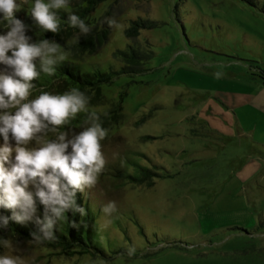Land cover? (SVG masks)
<instances>
[{"label":"rangeland","instance_id":"1","mask_svg":"<svg viewBox=\"0 0 264 264\" xmlns=\"http://www.w3.org/2000/svg\"><path fill=\"white\" fill-rule=\"evenodd\" d=\"M17 3L26 12L34 0ZM108 17L124 28L110 29ZM133 21L144 23L136 37L125 34ZM88 23L108 39L72 62L111 74L103 102L88 109L121 106L101 141L105 169L82 193L97 251L67 256L46 245L26 255L35 264H264V0H107ZM64 32L66 50L80 34ZM130 50L142 71L120 74ZM113 170L146 179L118 180ZM108 201L117 211L102 228Z\"/></svg>","mask_w":264,"mask_h":264},{"label":"clouds","instance_id":"2","mask_svg":"<svg viewBox=\"0 0 264 264\" xmlns=\"http://www.w3.org/2000/svg\"><path fill=\"white\" fill-rule=\"evenodd\" d=\"M28 0H24L27 3ZM70 0H34L30 13L32 24L17 17L21 4L17 0H0V229L7 230L10 221L19 225L29 223L27 250H22L14 235L0 237V264H35L28 250L44 247L57 239L61 224L69 222V213L81 219L87 215L77 202V194L93 189L105 169L106 158L101 141L108 135L101 115L89 111L91 97L77 87L62 93H52L33 82L41 74L54 76L57 66L68 53L55 40L37 39L28 35L58 34L61 18L58 10L69 6ZM66 23L78 29L80 36L92 31L90 25L75 13L67 15ZM110 29L119 31L124 25L116 18L105 20ZM10 53V55H9ZM223 68L224 65H218ZM220 79L224 73H213ZM34 91L38 95H34ZM86 113L78 126H72L77 114ZM106 115V114H105ZM13 154H15L13 156ZM118 153H113V159ZM42 205V213L38 212ZM103 224L107 227L117 211L115 201L101 205ZM71 227L83 225L71 221ZM136 248L127 249L132 257Z\"/></svg>","mask_w":264,"mask_h":264},{"label":"trees","instance_id":"3","mask_svg":"<svg viewBox=\"0 0 264 264\" xmlns=\"http://www.w3.org/2000/svg\"><path fill=\"white\" fill-rule=\"evenodd\" d=\"M107 0H70L69 6L65 9L58 10L59 16L61 18V30L58 34L53 33H42L33 29L31 32L33 41L41 38L55 40L57 43L62 44L61 36L65 33V29H71L67 23V15L69 13H75L88 23L90 14H92L95 8L101 3ZM30 10L24 12H18L16 15L19 19L23 20L26 24L31 25L32 20L27 15ZM144 23L141 21H133V26L125 31V34L130 37H136L138 35V28L143 27ZM3 29V25H2ZM92 31L87 36H78V38L67 47L66 51L69 52V60H64L61 62L56 69V74L54 76H47L41 74L40 78L33 83L37 87H43L44 90L52 93H62L71 87H77L81 91L85 92L91 97L90 105L96 106L97 104L103 102V95L101 92V86L103 84H109L111 82V74L103 73L100 71L87 72L81 70L79 64L72 61H78L84 54H92L99 47H101L108 39L109 31L107 29H100L97 26L91 27ZM4 30V29H3ZM66 38H70L71 35L65 33ZM124 65L120 70V74H137L142 71L141 67V56L138 55L134 50H130L128 53L121 52ZM34 94H39L34 91ZM89 111H92L88 109ZM103 121V127L109 130L118 124L121 119V106H116L109 110L108 112L99 113ZM106 114V115H105ZM86 113H79L75 120L72 121V126H78L85 118ZM142 170V169H141ZM143 171V170H142ZM114 178L118 180H126L129 183L138 184L143 182L146 177L125 175L120 171L113 170L108 171ZM144 172H147L144 170ZM149 173V172H147ZM148 178V177H147ZM77 202L86 208L87 215L81 219L79 215L72 216L69 213V222L61 224L59 230L56 233L57 239L55 241L47 243V246L54 249H59L62 254L67 256L73 255H83L88 254L92 250L97 251L96 244V227L95 218L91 214L90 204L87 199L84 198L82 193L77 194ZM42 205H38V212L42 213ZM0 214L10 216L11 210L0 209ZM71 221H76L77 223H82L85 226L79 229L71 227ZM35 230V226L31 223L27 225H19L15 222L10 221L9 228L7 230L0 229V237H5L6 235H14L23 241L30 239L29 232Z\"/></svg>","mask_w":264,"mask_h":264}]
</instances>
